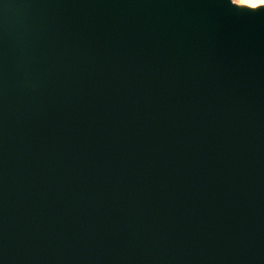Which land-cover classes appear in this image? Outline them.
I'll return each instance as SVG.
<instances>
[{
  "label": "water",
  "instance_id": "1",
  "mask_svg": "<svg viewBox=\"0 0 264 264\" xmlns=\"http://www.w3.org/2000/svg\"><path fill=\"white\" fill-rule=\"evenodd\" d=\"M0 264H264V5L0 0Z\"/></svg>",
  "mask_w": 264,
  "mask_h": 264
},
{
  "label": "bare ground",
  "instance_id": "2",
  "mask_svg": "<svg viewBox=\"0 0 264 264\" xmlns=\"http://www.w3.org/2000/svg\"><path fill=\"white\" fill-rule=\"evenodd\" d=\"M257 1L258 0H237V2L240 5L250 6V7L258 6V5H255Z\"/></svg>",
  "mask_w": 264,
  "mask_h": 264
},
{
  "label": "rangeland",
  "instance_id": "3",
  "mask_svg": "<svg viewBox=\"0 0 264 264\" xmlns=\"http://www.w3.org/2000/svg\"><path fill=\"white\" fill-rule=\"evenodd\" d=\"M233 1L238 3L237 0H233ZM255 5H264V0H258Z\"/></svg>",
  "mask_w": 264,
  "mask_h": 264
}]
</instances>
